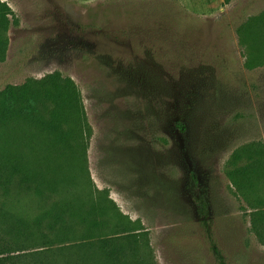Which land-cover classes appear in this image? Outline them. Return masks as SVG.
<instances>
[{"label":"rangeland","instance_id":"1","mask_svg":"<svg viewBox=\"0 0 264 264\" xmlns=\"http://www.w3.org/2000/svg\"><path fill=\"white\" fill-rule=\"evenodd\" d=\"M0 12L10 21L0 91L59 72L87 118L71 147L22 125L1 138L60 180L43 197L14 191L8 204L26 224L0 237L39 250L57 233L35 220L71 201L104 221V236L138 229L119 237L127 254L117 264H264L232 179L246 169L239 182L264 196V153L242 150L264 147V0H0ZM78 221L51 243L59 263L113 264L83 246Z\"/></svg>","mask_w":264,"mask_h":264},{"label":"trees","instance_id":"2","mask_svg":"<svg viewBox=\"0 0 264 264\" xmlns=\"http://www.w3.org/2000/svg\"><path fill=\"white\" fill-rule=\"evenodd\" d=\"M9 24L7 15L0 12V28L7 30ZM243 29L242 26L239 32H243ZM6 49L7 43L0 36V61L5 59ZM11 125L36 128L44 133L49 141L59 146L71 147L70 139L72 137L84 138L87 118L80 92L74 80L55 72L42 79H29L23 85H9L0 91V227L10 223L11 228L15 230L18 229L19 224H26V221L18 216H22V214L14 213L8 204L9 201L7 200L13 195V192L16 191L21 194L33 191L43 197L48 188L55 192L60 179H55L54 175L49 177V174L53 173L50 169L47 171L34 168L24 156L18 142L15 143L9 138L1 141V138L8 135ZM242 150L252 153L262 151L264 153V147L260 148L256 144L247 145ZM251 156L252 160H255L254 155ZM251 167L255 166L249 168ZM245 170L236 171V174L232 175V179L251 204V228L264 245V206H260L264 202V196L252 199L257 191L255 185L251 183L249 189L241 185L239 175L242 174L243 179L246 175ZM59 173L60 171L56 172V176ZM74 178L69 177V182H74ZM253 201L258 204L253 203ZM202 206L205 208V205ZM74 209L71 201H66L62 206L55 203L35 220L37 228H42L43 223H46L45 225L50 232L57 233L54 237L56 239H52L47 233H44L43 237L46 241L37 251H28L19 244V241L13 239L16 237L15 235H1L0 264H60L59 260H61L62 255L60 254V259L56 257V252L51 248V243L57 241L64 243L74 228L71 221L74 223L77 219H79L78 224L86 225L87 235L84 239L88 241L83 243V246L89 249L94 248L105 261H110L113 264L120 263L127 254V249L125 244L118 242L119 237L125 232H134L138 229H128V227L123 226L114 233L117 235L104 236L102 233L106 226L103 220L96 217L92 220L91 213L79 214ZM95 213L100 215V218L103 215L101 212ZM16 233L20 234L19 231ZM134 234L138 233L132 235ZM69 244L66 243L65 246H70ZM65 246L62 244L60 247ZM216 251L219 253L217 249ZM219 256L221 257L220 253ZM81 261L87 260L83 258ZM61 264L65 263L61 261Z\"/></svg>","mask_w":264,"mask_h":264}]
</instances>
